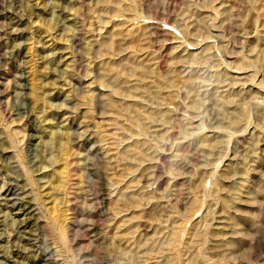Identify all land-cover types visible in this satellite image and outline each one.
Returning <instances> with one entry per match:
<instances>
[{
	"label": "rangeland",
	"instance_id": "374dc122",
	"mask_svg": "<svg viewBox=\"0 0 264 264\" xmlns=\"http://www.w3.org/2000/svg\"><path fill=\"white\" fill-rule=\"evenodd\" d=\"M0 264H264V0H0Z\"/></svg>",
	"mask_w": 264,
	"mask_h": 264
},
{
	"label": "bare ground",
	"instance_id": "6f19581e",
	"mask_svg": "<svg viewBox=\"0 0 264 264\" xmlns=\"http://www.w3.org/2000/svg\"><path fill=\"white\" fill-rule=\"evenodd\" d=\"M39 131L37 130L36 127L32 129V140L34 142V146H39ZM6 201L9 200V196H6L5 198ZM19 220H20V225L19 228L21 230L26 231L29 229L32 225V223L35 220L36 214L34 210L31 208V205L29 202H25L24 206L19 207V209L16 210L15 215Z\"/></svg>",
	"mask_w": 264,
	"mask_h": 264
}]
</instances>
